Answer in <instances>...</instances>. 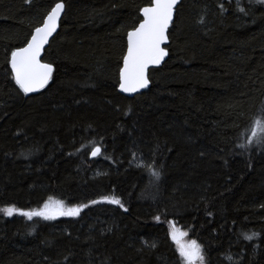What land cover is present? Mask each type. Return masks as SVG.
Masks as SVG:
<instances>
[{
  "label": "trees",
  "instance_id": "1",
  "mask_svg": "<svg viewBox=\"0 0 264 264\" xmlns=\"http://www.w3.org/2000/svg\"><path fill=\"white\" fill-rule=\"evenodd\" d=\"M57 2L52 79L25 95L10 54ZM150 4L0 0V209L49 198L83 209L47 221L0 212V264H184L173 224L208 264H264V146L251 137L259 124L264 134V4L182 0L167 60L130 97L119 91L127 33Z\"/></svg>",
  "mask_w": 264,
  "mask_h": 264
},
{
  "label": "snow or ice",
  "instance_id": "2",
  "mask_svg": "<svg viewBox=\"0 0 264 264\" xmlns=\"http://www.w3.org/2000/svg\"><path fill=\"white\" fill-rule=\"evenodd\" d=\"M30 3V0H26ZM178 0H151V6L142 9L143 20L132 31L127 33V54L123 58V67L120 71L119 88L125 93L138 92L140 89H146L149 86L148 69L150 66L159 65L168 51L162 45L168 40V29L173 19V10ZM256 3L264 4V0H255ZM65 4L57 2L47 13L42 22V26L34 29L30 40L26 46L13 50L10 54V66L14 73L15 85L25 95L38 92L46 88L52 79L53 66L49 63L41 62V54L44 47L49 42V37L56 31L58 21L64 12ZM243 11V9H240ZM202 22V21H201ZM255 136V143L264 146V134ZM252 141L240 144V148H247ZM101 153L100 147L93 146L91 155L93 157ZM149 182L159 181L160 172L147 169ZM108 204L119 205L120 208L127 211L119 199L103 198ZM102 201L93 200V205ZM84 205L83 208H87ZM83 209L80 207L65 208L62 201H49L43 204L38 210L22 211L14 206H8L0 209L6 216L12 217L19 214L31 221L34 217L43 220H53L58 216H78ZM159 220V217H156ZM187 236L186 232H177L175 227L171 231V239L175 241L178 247L179 255L183 258L185 264H202L203 256L201 246L196 240L182 242V237ZM245 240L251 241L258 237L257 233L251 235L243 234ZM231 259V257H229Z\"/></svg>",
  "mask_w": 264,
  "mask_h": 264
},
{
  "label": "water",
  "instance_id": "3",
  "mask_svg": "<svg viewBox=\"0 0 264 264\" xmlns=\"http://www.w3.org/2000/svg\"><path fill=\"white\" fill-rule=\"evenodd\" d=\"M181 1H182V0H178L177 4H176V6H175V8H174V10H173V19H172V21H171V23H170V25H169V29H168V40H167L166 44L162 45V47H165V48L167 49L168 53H169L168 45H169V43H170V40H169V31H170V28L172 27V24H173L174 21H175L177 8H178L179 4L181 3ZM148 6H151V4L148 5ZM148 6H145V7H148ZM53 7H54V6H53ZM64 12H65V9H64ZM64 12L61 14L60 20L58 21V27H57L56 31L52 34V36L49 37V42H48V44H46L45 47H44V51H43L42 54H41V62H42V63H48V62L44 61L45 50L49 47V45H50L52 39H53V38L55 37V35L58 33V31H59V29H60V24H61V20H62V17H63V15H64ZM141 15H142V11H141ZM45 18H46V16H45ZM45 18H44V19H45ZM142 20H143V16H142ZM141 22H142V21H141ZM138 25H139V24H138ZM138 25H137V27H138ZM39 26H42V24L39 25ZM132 30H133V29H132ZM132 30H131V31H132ZM33 33H34V31H33ZM33 33H32V34H33ZM30 38H31V37H30ZM29 40H30V39H29ZM29 40H28V41H29ZM24 46H26V44H25ZM24 46H22V47H24ZM19 48H20V47H19ZM17 49H18V48H17ZM126 54H127V48H126L125 56H126ZM168 56H169V54H168ZM168 56H166V57L164 58V60H163L159 65H154V66H150V67H149V69H148V78H149L150 70L162 66L163 63L167 60ZM49 64H50V63H49ZM51 65H52V64H51ZM52 66H53V65H52ZM122 67H123V65H122ZM10 68H11V66H10ZM53 69H54V66H53ZM121 69H122V68H121ZM11 71H12V70H11ZM13 76H14V73H13ZM149 81H150V79H149ZM150 84H151V83H149L148 88L150 87ZM148 88H146V89H140L138 92H134V93H125V92H122V91L120 90V88H119V91H120L122 94H124V95L130 96V97H133V96H135V95H137V94H139V93H141V92H143V91H146ZM38 92H39V91H38ZM35 93H37V92H35ZM35 93H29L28 95L35 94ZM92 157H93V156H92Z\"/></svg>",
  "mask_w": 264,
  "mask_h": 264
},
{
  "label": "rangeland",
  "instance_id": "4",
  "mask_svg": "<svg viewBox=\"0 0 264 264\" xmlns=\"http://www.w3.org/2000/svg\"><path fill=\"white\" fill-rule=\"evenodd\" d=\"M262 127V124L260 125H258L255 129H254V131L251 133V137L252 138H254L255 136H253V133H255L256 135L260 132V128ZM54 201H58V200H54ZM64 204V206H65V208H69L67 205H65V203H63ZM173 226L175 227V229L177 230V232L179 233V232H186L187 233V236H185V237H182V242H189V241H191V240H195V239H192V238H190V236H189V233H188V231L187 230H185V229H183L181 226H178V225H172L171 226V231H172V229H173ZM198 243V242H197ZM199 244V243H198ZM200 245V244H199ZM201 254H202V256H203V261H202V264H208L207 263V260H206V258H205V255L203 254V250H202V247H201ZM182 258V257H181ZM182 260H183V258H182ZM184 262V261H183ZM184 264H185V262H184ZM198 264H200V262H198Z\"/></svg>",
  "mask_w": 264,
  "mask_h": 264
}]
</instances>
